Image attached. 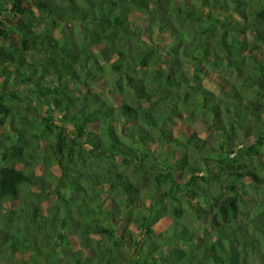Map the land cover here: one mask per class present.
Wrapping results in <instances>:
<instances>
[{
	"label": "trees",
	"instance_id": "obj_1",
	"mask_svg": "<svg viewBox=\"0 0 264 264\" xmlns=\"http://www.w3.org/2000/svg\"><path fill=\"white\" fill-rule=\"evenodd\" d=\"M17 119L0 264H264V0H0Z\"/></svg>",
	"mask_w": 264,
	"mask_h": 264
},
{
	"label": "rangeland",
	"instance_id": "obj_2",
	"mask_svg": "<svg viewBox=\"0 0 264 264\" xmlns=\"http://www.w3.org/2000/svg\"><path fill=\"white\" fill-rule=\"evenodd\" d=\"M20 90H22V91H26V90H25V86H24V85L21 86V87H20ZM27 95H28L29 98H31V96H32V94H31L30 92H28V91H27ZM32 101H33V100H32ZM32 101L29 100V101H27V102H29L30 104H31V103L36 104V101H33V102H32ZM22 104L24 105L25 103H22ZM22 104H21V105H22ZM17 121H18V122H17ZM17 121H14V120H13L12 122H7L6 126H4V125H0V149H3V148H2V145H3L4 143H8L9 140H10V139H8V138L6 137V131H7V130H8V131H11L13 134L19 133L17 130L14 129V125H16V123H17V126L19 127V120L17 119ZM11 123H13V124L11 125ZM18 166H19L20 168H22V167H24V164H22V163H18ZM195 201H196V200H195ZM195 201H193V202L195 203ZM11 206H13V204H11ZM168 223H169V222L161 223L160 225L156 226V230H157V231H160V230L164 229ZM6 245H7L6 235H5L4 233H1V234H0V248L3 249ZM4 253H9V252L4 251ZM15 256H17L19 259H21V257H22L23 255H21L20 253H17Z\"/></svg>",
	"mask_w": 264,
	"mask_h": 264
}]
</instances>
